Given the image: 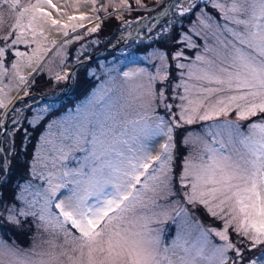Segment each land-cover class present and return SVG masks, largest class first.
Masks as SVG:
<instances>
[{"label": "snow or ice", "instance_id": "6c2138e0", "mask_svg": "<svg viewBox=\"0 0 264 264\" xmlns=\"http://www.w3.org/2000/svg\"><path fill=\"white\" fill-rule=\"evenodd\" d=\"M115 7L61 25L53 0H28L0 29V77H18L28 98L7 112L0 100V264H264V0ZM45 25L63 37L50 41L56 71ZM94 34L69 65L68 49ZM41 79L83 82L87 97L29 103ZM5 229L35 233L32 247Z\"/></svg>", "mask_w": 264, "mask_h": 264}, {"label": "rangeland", "instance_id": "374dc122", "mask_svg": "<svg viewBox=\"0 0 264 264\" xmlns=\"http://www.w3.org/2000/svg\"><path fill=\"white\" fill-rule=\"evenodd\" d=\"M34 3L35 0H32ZM56 0H53V3L57 5V8L59 9V12L49 9L53 12V17L56 19H59L61 21V25L65 23H76V21H70L68 17L70 16H80L81 14H85L86 16L93 17V20L90 22L89 20H85L83 23L85 26H91V23L95 22V18L106 15V12L104 8H101V5L103 4L108 11H112L114 14H119L116 9V5L119 4V0H97L96 4H92L91 0H64V3L62 6H59ZM28 3V0H4L3 3H0V29H5L9 25H14L16 21L19 19L20 10L26 6ZM149 4H151V0H149ZM100 8L101 10L99 12L94 11L95 9ZM135 13H132V16ZM147 15V13H145ZM130 18V17H128ZM187 23V21H186ZM49 25H45V31L43 34V37L40 38L41 45L49 49L47 53L44 56L45 61H51L50 63L46 64V67L52 69V71H56L59 64V58L55 56V46L50 43L51 40L59 41L63 38L62 34L57 33L56 29L54 27L51 28V31H48ZM136 25H132V28L134 29ZM82 29L78 28L77 32H81ZM3 33L0 32V35ZM106 33L101 34L99 33L100 37H103V35ZM115 32L109 33L107 36L103 37V41L107 42L108 40H112L113 43H115L114 40ZM95 38V34L93 36H86L84 40L78 42L77 44H73L68 49V63L71 65V55L72 50L77 48L80 43H88L91 39ZM32 47H35L33 44ZM104 47L102 45H96L89 48V53L94 56V53L102 50ZM19 51H25L28 53V55L32 54L31 48L20 46L18 49ZM110 51V50H109ZM189 55H193V53H189ZM95 61L98 62L101 66V68L111 66L113 63V57L109 55V52L102 51L94 56ZM105 57H107V60H105ZM26 60V58H24ZM16 61H21V65L19 68V75L27 77L29 75V70L26 67L25 63L23 62L22 58L16 57ZM15 62V61H14ZM96 64H93V67H95ZM8 69V73L10 74L12 72V69L9 65H6ZM124 70H127L126 68ZM82 82H78L76 80L71 81L70 84L67 82H61L59 84H56L55 82H52L51 85H49L46 88L39 89V91L31 90L33 93L36 94V100H28L29 103H35V104H41V99L38 93H41L42 96H44L46 93L51 94L55 92L58 95H62L61 103L67 102L69 97H71L74 92H77L79 86ZM66 93V94H64ZM87 97V94L76 100L75 104L83 102ZM20 98L28 99L24 96V89L22 84L19 82L18 77H12L11 75H5L3 77H0V100H3L5 104H7V108L4 109L5 112L9 111L13 106L17 105V101ZM59 107V104L57 105ZM69 108L72 107V104L67 105ZM20 107H23V105H20ZM54 118V117H53ZM40 130L37 129L36 133H31L32 136L36 138V136L39 134ZM35 138L33 140H35ZM18 143V141H17ZM75 166V165H72ZM207 223L211 224V221H207ZM6 230L3 231V239L7 241L8 243L15 242L21 249H30L34 243L33 236L35 233H24L23 240L20 239H11L9 238ZM57 243H63V237H57Z\"/></svg>", "mask_w": 264, "mask_h": 264}, {"label": "trees", "instance_id": "16d2710c", "mask_svg": "<svg viewBox=\"0 0 264 264\" xmlns=\"http://www.w3.org/2000/svg\"><path fill=\"white\" fill-rule=\"evenodd\" d=\"M133 15H136V14H133ZM126 18H128V17H126ZM112 23L114 24L115 22L113 21ZM112 32H114V29L112 27V24H105L104 25V28H103V31L101 32V34L106 33V34L103 35V37H105L109 33H112ZM51 84H52V81H48V80L41 79L40 82H39V88L33 89V90L34 91H39V89L46 88V87H48ZM87 88H88V85L87 84H84L82 82L81 85L79 86L77 92H74V94L71 97H69V99L67 100V102H64L63 104L68 105L69 104L68 103L69 100L72 101L73 103H75L76 100L84 97L87 94V91H86ZM34 138L35 137L33 136V139ZM5 230H6L7 233H9L7 235L10 236L9 238H11V239H20V240H23V238H24V235H25L24 233L13 232V231H10V230H7V229H5Z\"/></svg>", "mask_w": 264, "mask_h": 264}, {"label": "water", "instance_id": "95a60500", "mask_svg": "<svg viewBox=\"0 0 264 264\" xmlns=\"http://www.w3.org/2000/svg\"><path fill=\"white\" fill-rule=\"evenodd\" d=\"M105 49L103 48L102 50H100V51H98V52H96V53H94V56L95 55H97L98 53H100V52H102V51H104ZM68 84H70L71 82H67ZM38 95L40 96V98H41V96H42V94L41 93H38Z\"/></svg>", "mask_w": 264, "mask_h": 264}, {"label": "bare ground", "instance_id": "6f19581e", "mask_svg": "<svg viewBox=\"0 0 264 264\" xmlns=\"http://www.w3.org/2000/svg\"><path fill=\"white\" fill-rule=\"evenodd\" d=\"M57 2V4L59 5V6H62V4L64 3V0H56ZM157 149H158V145H157Z\"/></svg>", "mask_w": 264, "mask_h": 264}]
</instances>
